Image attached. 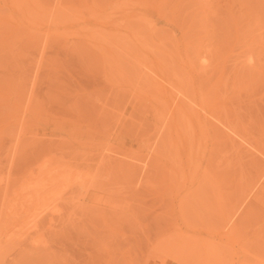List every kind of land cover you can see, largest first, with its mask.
I'll list each match as a JSON object with an SVG mask.
<instances>
[{"label":"rangeland","instance_id":"rangeland-1","mask_svg":"<svg viewBox=\"0 0 264 264\" xmlns=\"http://www.w3.org/2000/svg\"><path fill=\"white\" fill-rule=\"evenodd\" d=\"M44 183L0 264H264V0H0V220Z\"/></svg>","mask_w":264,"mask_h":264},{"label":"bare ground","instance_id":"bare-ground-1","mask_svg":"<svg viewBox=\"0 0 264 264\" xmlns=\"http://www.w3.org/2000/svg\"><path fill=\"white\" fill-rule=\"evenodd\" d=\"M57 169L58 168H54V169H49V170L43 171V173L47 172L46 173L47 176L50 174L49 178L45 179V180L50 181L49 182L50 184H53L54 181H57V179L61 177V176L59 177V175H62L60 170L58 169L59 170L58 171ZM52 171H54L53 174L51 173ZM57 171L60 174L57 173ZM54 173L56 174V176ZM57 174H59V175L57 176ZM79 182H81V181H79ZM46 184L44 183V184L39 185V186L37 185V187L34 186L32 193L29 194L28 196L20 197V195H17L15 198V203L11 204L7 208H5V209H7V212L4 213L5 215H3V217L5 216L6 218L9 219V221H5L4 218H3V220L5 222L3 220H0L1 222H4L3 225L0 224V251L2 249V246L4 245L3 243H9L10 244V243H13L16 241L18 243L22 242V241H20V239L24 240L25 237H28L30 234L29 231L36 230L38 228V226L40 225V219H41V216H42L44 210L36 212V210L33 207H34V202L42 199V194L45 190L44 187L47 186ZM176 247H174V250H176ZM178 248L179 247H177V250H178ZM177 250H176V252H177ZM177 259L178 258H175L174 260H177ZM174 262L176 263V261H174ZM177 263H178V260H177Z\"/></svg>","mask_w":264,"mask_h":264}]
</instances>
